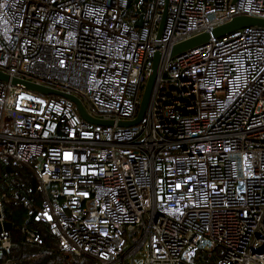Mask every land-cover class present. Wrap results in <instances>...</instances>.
I'll return each instance as SVG.
<instances>
[{
  "label": "built area",
  "instance_id": "obj_1",
  "mask_svg": "<svg viewBox=\"0 0 264 264\" xmlns=\"http://www.w3.org/2000/svg\"><path fill=\"white\" fill-rule=\"evenodd\" d=\"M236 16L264 20V0H0V72L130 122L153 54ZM0 164L9 186L25 187L21 168L33 178L38 208L19 191L11 203L72 258L264 264V28L164 59L133 127L91 125L63 97L0 81ZM6 198L0 256L12 247Z\"/></svg>",
  "mask_w": 264,
  "mask_h": 264
},
{
  "label": "trees",
  "instance_id": "obj_2",
  "mask_svg": "<svg viewBox=\"0 0 264 264\" xmlns=\"http://www.w3.org/2000/svg\"><path fill=\"white\" fill-rule=\"evenodd\" d=\"M11 172L7 166L0 164V193L7 198L2 203V213L10 225L12 247L7 255L1 254L0 263L9 259L12 264H97L91 258H72L58 249V240L51 234L46 225L34 223L26 215L23 205L12 204L13 193L19 191L28 197L30 203L38 208L40 197L35 191V181L23 168L19 169L18 180L24 188L9 186L7 176ZM27 228L36 232L42 239V245L33 246L25 242L23 230Z\"/></svg>",
  "mask_w": 264,
  "mask_h": 264
},
{
  "label": "water",
  "instance_id": "obj_3",
  "mask_svg": "<svg viewBox=\"0 0 264 264\" xmlns=\"http://www.w3.org/2000/svg\"><path fill=\"white\" fill-rule=\"evenodd\" d=\"M135 14L140 16L139 10L137 8L135 9ZM165 17H166V9L164 10L162 21L159 26L158 38L161 35L162 29L164 26ZM140 25H141V21L137 23V27H140ZM249 27L264 28V20L255 18V17H249V16H236L232 18L230 21L222 25L216 26L210 32H201L199 34H196L194 36H191L187 39H184L178 43L171 45L170 47H168L165 54L155 52L151 59V71H150V74L146 80V83L143 89L137 116L134 120L130 122L119 121V122L114 123L113 121H110V120L96 119L87 113L83 103L78 97L71 95V94L61 92V91H57L51 88H47L41 85H37L35 83L13 78L3 72H0V81L10 83L14 86H21L23 87L25 91L31 92L38 96L63 97L69 100L71 103H73L81 119L91 125L101 126V127H111L113 125H117L118 127H125V128L133 127V126L138 125L145 116V113L149 106V102L151 99L153 89L155 87V84L157 83V80L161 76V64L164 59L166 58L173 59L180 54L190 51L196 47L205 45L211 39H219L228 34H231L238 30L249 28ZM5 227L10 228V225L6 224Z\"/></svg>",
  "mask_w": 264,
  "mask_h": 264
}]
</instances>
